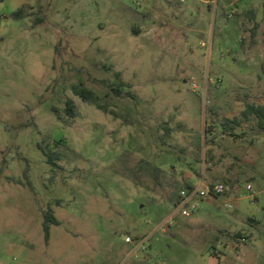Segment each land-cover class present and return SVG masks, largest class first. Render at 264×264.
<instances>
[{
  "label": "rangeland",
  "instance_id": "374dc122",
  "mask_svg": "<svg viewBox=\"0 0 264 264\" xmlns=\"http://www.w3.org/2000/svg\"><path fill=\"white\" fill-rule=\"evenodd\" d=\"M263 101L264 0H0V264H264Z\"/></svg>",
  "mask_w": 264,
  "mask_h": 264
},
{
  "label": "trees",
  "instance_id": "16d2710c",
  "mask_svg": "<svg viewBox=\"0 0 264 264\" xmlns=\"http://www.w3.org/2000/svg\"><path fill=\"white\" fill-rule=\"evenodd\" d=\"M23 8H18L15 11L11 13V15L14 18L21 17ZM113 75L115 77V80L110 81L106 83L107 91L106 95H109L110 93H113L114 95H121L123 92L129 96L134 97V93L130 90L131 85L129 83H126L120 78V72L114 71ZM106 82V81H103ZM72 92L79 96L83 101H90L97 105L98 108L102 109L105 112H110L113 114L114 111H108V107L106 103H100V97L89 87L85 86L82 82L74 83L71 85ZM65 112L70 117L75 116V103L71 98H67L65 100ZM255 117L257 119V125L264 130V103L263 104H255V103H246L244 106V109L241 111V118L239 117H232L227 118L225 121L222 122V127L225 130V132L229 134H233L231 131H228L227 129H232L233 126L227 127L228 123H232L234 125H239L242 121V119H249V117ZM43 152L46 156V161L50 164H54V160L59 158V155L52 151V150H45L43 149ZM187 188H191L190 186ZM59 224V220L56 218V216L53 214L52 209L50 206L46 207L43 210L42 214V230H43V238L44 241H48L50 236V227L51 225H57Z\"/></svg>",
  "mask_w": 264,
  "mask_h": 264
},
{
  "label": "built area",
  "instance_id": "2783aa9c",
  "mask_svg": "<svg viewBox=\"0 0 264 264\" xmlns=\"http://www.w3.org/2000/svg\"><path fill=\"white\" fill-rule=\"evenodd\" d=\"M204 2H209L211 0H201ZM247 190H250L251 187L247 185ZM229 191V185L224 182L211 181L208 183L200 182L198 186L191 188L181 189L179 191L178 198L179 200L176 203V210L180 211L181 214L186 215L190 211H194L197 208V200L204 197H216L219 195H224ZM253 194V193H252ZM254 196V194H253ZM227 206H230L228 204ZM127 241H130V238L126 236ZM242 242H245V238H240Z\"/></svg>",
  "mask_w": 264,
  "mask_h": 264
},
{
  "label": "crops",
  "instance_id": "0c3cea01",
  "mask_svg": "<svg viewBox=\"0 0 264 264\" xmlns=\"http://www.w3.org/2000/svg\"><path fill=\"white\" fill-rule=\"evenodd\" d=\"M264 103V101L262 102V103H255V104H263ZM255 155H254V154ZM251 155V156H254L255 158H256V156H257V158L260 156V154L262 155L263 153H260L259 154V152H258V150L255 148V147H250L248 150H247V152H246V154H244V156H246V155ZM253 158V157H252ZM190 179V176L189 177H187V181ZM196 219V218H195ZM197 220V219H196ZM189 223L191 222V221H193V220H187ZM254 221L257 223V220L256 219H254ZM223 228V227H222ZM217 229V228H216ZM213 249V248H212ZM211 249V250H212ZM215 251V250H214Z\"/></svg>",
  "mask_w": 264,
  "mask_h": 264
}]
</instances>
